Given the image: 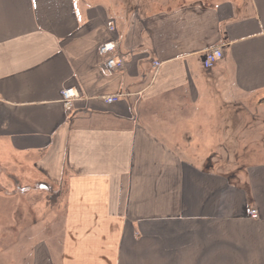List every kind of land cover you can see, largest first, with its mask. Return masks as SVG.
<instances>
[{
    "label": "crops",
    "instance_id": "0c3cea01",
    "mask_svg": "<svg viewBox=\"0 0 264 264\" xmlns=\"http://www.w3.org/2000/svg\"><path fill=\"white\" fill-rule=\"evenodd\" d=\"M262 107L264 0H0V146L59 199L0 264H264V165L227 180L190 147Z\"/></svg>",
    "mask_w": 264,
    "mask_h": 264
},
{
    "label": "rangeland",
    "instance_id": "374dc122",
    "mask_svg": "<svg viewBox=\"0 0 264 264\" xmlns=\"http://www.w3.org/2000/svg\"><path fill=\"white\" fill-rule=\"evenodd\" d=\"M259 110L262 111L250 118L241 112L233 113L239 118L225 119L226 135L209 136L210 146H190L200 156L197 162L203 160L204 169L219 171L232 181L246 176L253 166L264 165V107ZM232 121H237V129H233ZM218 137L222 146L216 145ZM57 193L55 183L45 181L38 171L0 146V246L6 249L14 240L26 239L33 222L38 226L48 224L49 215H43L42 211L45 212L44 207H58ZM45 231L40 226L34 234L41 236ZM19 253L18 258H23L21 250Z\"/></svg>",
    "mask_w": 264,
    "mask_h": 264
},
{
    "label": "built area",
    "instance_id": "2783aa9c",
    "mask_svg": "<svg viewBox=\"0 0 264 264\" xmlns=\"http://www.w3.org/2000/svg\"><path fill=\"white\" fill-rule=\"evenodd\" d=\"M110 31H113V28H109ZM116 43L110 41L104 44L100 48V53L102 55H109V58L106 60L104 64V68L107 71H117L121 70L124 65V58L117 53L116 51ZM223 58V50L221 48H213L207 50L202 55V64L205 69L211 68L215 63L219 62ZM159 62H154L153 67L157 68L159 66ZM78 98V94L74 90H64L62 92V103L67 112H71L72 103L75 99ZM119 100V96H106L103 97V101L105 103L111 104L116 103ZM250 218L256 220L258 215L255 211H251L249 213Z\"/></svg>",
    "mask_w": 264,
    "mask_h": 264
}]
</instances>
